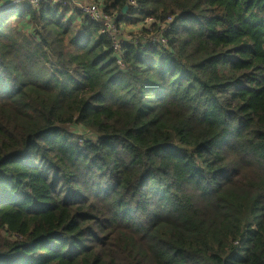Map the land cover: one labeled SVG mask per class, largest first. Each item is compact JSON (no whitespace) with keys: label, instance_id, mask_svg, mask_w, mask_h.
Segmentation results:
<instances>
[{"label":"trees","instance_id":"trees-1","mask_svg":"<svg viewBox=\"0 0 264 264\" xmlns=\"http://www.w3.org/2000/svg\"><path fill=\"white\" fill-rule=\"evenodd\" d=\"M101 1L0 11V264H264V0Z\"/></svg>","mask_w":264,"mask_h":264},{"label":"built area","instance_id":"built-area-1","mask_svg":"<svg viewBox=\"0 0 264 264\" xmlns=\"http://www.w3.org/2000/svg\"><path fill=\"white\" fill-rule=\"evenodd\" d=\"M20 3H27L34 8H38L43 4L66 6L70 8L69 15H73L76 10H80L84 16L100 26L102 33L107 34L111 38L112 47L119 57L118 63L121 67H124V63L121 60V45L123 43L131 42L138 46L145 44L157 45L159 43L164 45L166 43L154 33L152 25L155 20L152 18H147L141 25H127L122 28L130 32L120 30L116 24L115 16L110 15L105 10L101 0H0V11ZM132 4L135 5L134 2Z\"/></svg>","mask_w":264,"mask_h":264},{"label":"water","instance_id":"water-1","mask_svg":"<svg viewBox=\"0 0 264 264\" xmlns=\"http://www.w3.org/2000/svg\"><path fill=\"white\" fill-rule=\"evenodd\" d=\"M128 7L126 6L124 9H123V12L125 13L127 11Z\"/></svg>","mask_w":264,"mask_h":264},{"label":"rangeland","instance_id":"rangeland-1","mask_svg":"<svg viewBox=\"0 0 264 264\" xmlns=\"http://www.w3.org/2000/svg\"><path fill=\"white\" fill-rule=\"evenodd\" d=\"M102 33V32H101ZM128 35H131V34H128Z\"/></svg>","mask_w":264,"mask_h":264}]
</instances>
